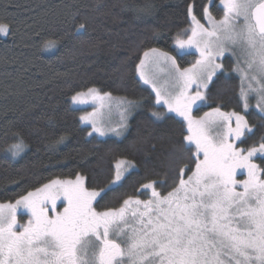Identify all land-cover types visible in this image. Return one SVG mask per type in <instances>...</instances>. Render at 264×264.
<instances>
[{
  "label": "snow or ice",
  "instance_id": "1",
  "mask_svg": "<svg viewBox=\"0 0 264 264\" xmlns=\"http://www.w3.org/2000/svg\"><path fill=\"white\" fill-rule=\"evenodd\" d=\"M117 6L137 19L151 15L153 8L150 3ZM219 6L218 18L211 3L203 5L198 17L195 0L187 4L190 27L179 30L174 43L181 52L196 55L189 66L181 67L160 48H148L135 66L139 80L155 93L153 107L166 109L152 111L149 119L162 121L166 113H176L186 125V135L168 153L163 177L141 184L134 195L117 196L118 207L102 206L137 170L134 162L120 159L111 165L107 182L98 166L94 187L78 172L75 179H51L14 203L0 202V264H264V134L258 145L239 147L255 129L242 112L224 110L227 80L235 73L243 111L252 108L254 97L264 121V0H219ZM80 19L76 12L66 21L74 26L70 35L88 31V21L77 23ZM11 32V24L0 23V35ZM159 35L154 30L150 38ZM59 44L47 39L40 50L58 49ZM229 56L233 64L226 72L222 61ZM222 75L225 80L214 93ZM212 95L220 98L217 106L194 116ZM68 104L93 106L79 118L91 125L90 137L123 136L128 116L138 106L98 87L76 91ZM105 110L119 113L115 127L102 125ZM11 139L4 151L15 159L28 144L19 131L11 132ZM238 172L246 178L237 179ZM169 181L173 186L165 193ZM142 195L149 198L140 199ZM18 212L27 214L26 222H20Z\"/></svg>",
  "mask_w": 264,
  "mask_h": 264
},
{
  "label": "trees",
  "instance_id": "2",
  "mask_svg": "<svg viewBox=\"0 0 264 264\" xmlns=\"http://www.w3.org/2000/svg\"><path fill=\"white\" fill-rule=\"evenodd\" d=\"M127 2L153 5L152 14L137 19L117 5ZM192 0H0V23H9L12 32L0 35V202H14L20 195L51 179H73L79 172L88 178V187L96 186L92 177L102 166L105 182L111 179V165L126 159L137 165L110 193L102 206L118 207L120 198L134 195V189L149 180L162 178L169 151L186 135L184 123L168 115L152 122L154 95L136 73V64L148 48H160L175 56L181 67L188 66L193 55L178 54L173 40L189 26L187 4ZM210 0H195L199 17ZM7 5V7H5ZM99 5V6H98ZM219 0H213L210 11L222 15ZM87 20L88 31L70 35L74 26L66 23L73 13ZM154 30L160 35L151 39ZM40 33L39 37L34 33ZM56 39L58 49L40 50L42 41ZM131 57V58H130ZM230 71L232 62H224ZM222 75L213 92L221 86ZM71 85V87H70ZM88 87L102 88L113 96L138 102L128 119V131L120 138L88 136L80 114L87 108H70L68 101L76 91ZM225 111L242 112L238 101L239 79L227 80ZM202 110L216 107L220 98L212 95ZM254 134L241 147L258 145L264 134V121L254 110L246 113ZM51 120V123H49ZM9 133L6 138L5 132ZM22 133L28 148L13 159L4 149L13 142L11 132ZM163 134V138H161ZM64 136L63 143L55 141ZM256 163H261L260 159ZM194 167V165H193ZM23 181L14 184L13 181ZM172 182L163 189L170 190ZM142 195L140 199H146Z\"/></svg>",
  "mask_w": 264,
  "mask_h": 264
},
{
  "label": "rangeland",
  "instance_id": "3",
  "mask_svg": "<svg viewBox=\"0 0 264 264\" xmlns=\"http://www.w3.org/2000/svg\"><path fill=\"white\" fill-rule=\"evenodd\" d=\"M212 1L213 0H210V2L209 3H212ZM218 7H220V6H218ZM221 9V8H220ZM222 10V9H221ZM203 22V21H202ZM190 24H191V22H190V19H189V26L187 27V28H189L190 27ZM2 36H4V35H2ZM185 39L187 38V37H184ZM174 41H175V38H174V40H173V47L175 48V50H176V52L178 53V54H187V52H186V50L184 51V52H181L180 50H178V49H176V46H175V43H174ZM146 51V50H145ZM143 55V54H142ZM193 60H192V62H194L195 61V59H196V55H193ZM225 61H231L232 62V64H233V60H232V58L229 56L227 59H224L222 62L224 63ZM191 62V63H192ZM218 62H221V61H218ZM189 66V65H188ZM187 67V66H186ZM226 72H228V71H226ZM235 76H237L235 73H233ZM238 77V76H237ZM238 79H239V77H238ZM162 82V81H161ZM141 83L143 84V82L141 81ZM144 85V84H143ZM239 85H240V80H239ZM144 86H146V87H148V89L152 92V89H151V87L149 86V85H144ZM153 93V92H152ZM153 95H154V100H155V93H153ZM114 97H118V96H114ZM250 104L252 105V108L251 109H249V110H254L255 112H256V109H255V104H256V99L253 97L251 100H250ZM207 105H205V106H200L199 108H201V107H206ZM241 107H242V105H241ZM72 108H87V110L86 111H84V112H82L81 114H80V117L82 116V115H86L87 113H89V112H92L93 111V106L91 105V104H86V105H73L72 106ZM248 110V111H249ZM157 111V110H156ZM159 111H164V112H166V109H161V110H159ZM207 111H210V108H208V109H205V110H202V112H200L199 114H196L195 113V110H194V112H193V115L194 116H197V117H199V116H202L205 112H207ZM245 112L243 111V109H242V114H244ZM167 114V116L168 115H171V116H173V117H176V118H178L179 120H181L182 122H183V120H182V118L181 117H179L176 113H166ZM130 115H131V113L129 114V116H128V119H129V117H130ZM119 119H120V117H119V113L117 112V111H115V110H113V112L109 115V113L105 110V112H104V114H103V116L100 118V121H101V123H102V125L103 126H105V127H115L116 126V124L119 122ZM80 120V119H79ZM81 122V121H80ZM127 122H128V120H127ZM184 123V122H183ZM81 125L82 126H86V127H89V132L91 131V125L90 124H84V123H82L81 122ZM184 126H185V128H186V125L184 124ZM88 132V133H89ZM93 136H95V137H97V138H99V139H103V138H107V137H111V138H116V139H120L122 136H120V137H117L115 134H113V133H108L107 135H105V136H103V137H101V136H99L98 134H93ZM239 147H241V145H238ZM244 148H246V147H244ZM202 158V157H201ZM118 160H120V159H118ZM256 162V161H255ZM131 171H133V170H131ZM130 171V172H131ZM186 178V177H185ZM246 178V175L243 173V172H238V174H237V179H239V180H243V179H245ZM73 179H75V178H73ZM239 190V189H238ZM149 198V197H148ZM148 198H146V199H148ZM15 202V201H14ZM13 202V203H14ZM58 204L60 205L59 206V208H58V211H62L63 210V204H60V202L58 201ZM18 219L20 220V222L21 223H24V222H26L27 221V219H28V216H27V214L26 213H19L18 212Z\"/></svg>",
  "mask_w": 264,
  "mask_h": 264
}]
</instances>
